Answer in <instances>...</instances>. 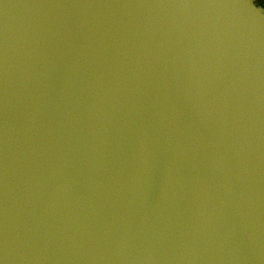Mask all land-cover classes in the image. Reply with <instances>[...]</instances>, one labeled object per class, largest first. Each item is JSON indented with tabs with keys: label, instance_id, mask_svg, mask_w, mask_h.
<instances>
[{
	"label": "water",
	"instance_id": "95a60500",
	"mask_svg": "<svg viewBox=\"0 0 264 264\" xmlns=\"http://www.w3.org/2000/svg\"><path fill=\"white\" fill-rule=\"evenodd\" d=\"M0 264H264V6L0 0Z\"/></svg>",
	"mask_w": 264,
	"mask_h": 264
},
{
	"label": "flooded vegetation",
	"instance_id": "af4514ba",
	"mask_svg": "<svg viewBox=\"0 0 264 264\" xmlns=\"http://www.w3.org/2000/svg\"><path fill=\"white\" fill-rule=\"evenodd\" d=\"M256 2H257L258 4H261V5L264 6V4H263V3H264V0H263L262 2L260 1V3H259V1H257V0H256Z\"/></svg>",
	"mask_w": 264,
	"mask_h": 264
},
{
	"label": "rangeland",
	"instance_id": "374dc122",
	"mask_svg": "<svg viewBox=\"0 0 264 264\" xmlns=\"http://www.w3.org/2000/svg\"><path fill=\"white\" fill-rule=\"evenodd\" d=\"M257 1H259V3H260V1H263V0H257ZM264 4V3H263Z\"/></svg>",
	"mask_w": 264,
	"mask_h": 264
},
{
	"label": "trees",
	"instance_id": "16d2710c",
	"mask_svg": "<svg viewBox=\"0 0 264 264\" xmlns=\"http://www.w3.org/2000/svg\"><path fill=\"white\" fill-rule=\"evenodd\" d=\"M262 2V1H261Z\"/></svg>",
	"mask_w": 264,
	"mask_h": 264
}]
</instances>
